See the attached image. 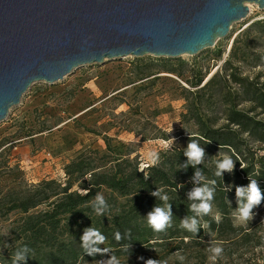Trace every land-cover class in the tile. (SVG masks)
<instances>
[{
  "label": "rangeland",
  "instance_id": "374dc122",
  "mask_svg": "<svg viewBox=\"0 0 264 264\" xmlns=\"http://www.w3.org/2000/svg\"><path fill=\"white\" fill-rule=\"evenodd\" d=\"M247 6L246 18L233 23L227 36L194 56H127L78 68L52 85L32 84L18 105L11 107L0 121V193L13 188L27 190L49 180L63 185L64 167L81 156H90L100 169L122 159L136 164L142 171L146 164L155 165L164 153L174 148L190 152L192 143L202 150L199 161L211 160L224 173L238 171L242 165L235 166L232 151L187 139L197 137V130L191 122L181 119L185 113L181 91L189 90V82L198 77L207 79L216 74L215 83L225 88L227 98L215 101L209 98L210 91L204 95L206 113L214 119V127L226 123L225 100L239 104L237 109H248V104L238 103L241 99L238 86L230 83L228 76L234 73L259 86L264 84V66H254L255 56L264 61V38L254 31L239 34L249 24L264 21V10L253 4ZM251 115L264 121V114L256 111ZM257 147L260 146H248L249 150H244L247 161ZM149 153H155V163L148 159ZM225 160H231V170L219 167ZM75 191L83 193L77 185L70 190ZM95 201L103 202L99 212L108 218L117 213L125 200L102 189ZM230 212L235 233L231 234L224 225L220 237L206 235L200 247L169 255L163 252V258H160L163 253L150 250L139 261L118 258L90 264H116V261L146 264L149 259L161 264H264V207L250 211L244 221L239 211ZM18 218L15 214L1 216L0 212V254H5L11 246ZM242 233L250 234L252 242L236 247L225 241ZM255 241L259 242L258 246H254ZM217 247L221 248L219 254L213 251ZM202 258V263L198 262Z\"/></svg>",
  "mask_w": 264,
  "mask_h": 264
},
{
  "label": "trees",
  "instance_id": "16d2710c",
  "mask_svg": "<svg viewBox=\"0 0 264 264\" xmlns=\"http://www.w3.org/2000/svg\"><path fill=\"white\" fill-rule=\"evenodd\" d=\"M252 31L264 38V21L249 24L239 34ZM254 62V66H264L258 56ZM228 76L230 83L238 86V103L248 104V109H237L239 104L225 100L226 123L214 127V119L206 113L204 95L210 91L209 98L215 101L227 97L213 74L206 82V76L198 77L189 82V90L182 89L185 113L181 119L191 122L197 130V137L187 139L232 151L235 166L242 165L238 171L224 173L215 162H197L190 159L187 150L177 148L164 153L155 165L146 164L142 171L122 159L100 169L90 156H81L64 167L63 185L49 180L27 190L13 188L0 193L1 216H19L12 244L5 254H0V264H13L16 253L26 257L16 264H90L118 258L132 262L143 260L150 250L169 255L200 247L206 235L220 237L224 225L231 234L235 233L230 211L241 213L248 204L251 184L258 187L261 200L250 211L264 207V121L251 115L256 111L264 114V84L259 86L234 73ZM256 145L260 147L247 161L244 150ZM74 185L83 193L70 192ZM102 189L125 200L108 218L99 212L103 202L95 201ZM197 190L202 192L200 197L194 195ZM202 204L209 206L207 212L201 209ZM157 210L168 217L160 230L148 223L150 214ZM225 241L239 247L252 239L250 234L242 233ZM258 245L255 241L254 246ZM164 256L163 253L160 258Z\"/></svg>",
  "mask_w": 264,
  "mask_h": 264
},
{
  "label": "water",
  "instance_id": "95a60500",
  "mask_svg": "<svg viewBox=\"0 0 264 264\" xmlns=\"http://www.w3.org/2000/svg\"><path fill=\"white\" fill-rule=\"evenodd\" d=\"M248 4L264 10V0H0V121L32 84L86 65L212 48Z\"/></svg>",
  "mask_w": 264,
  "mask_h": 264
},
{
  "label": "clouds",
  "instance_id": "9594fccd",
  "mask_svg": "<svg viewBox=\"0 0 264 264\" xmlns=\"http://www.w3.org/2000/svg\"><path fill=\"white\" fill-rule=\"evenodd\" d=\"M189 148H190V152H188L187 155H189L190 159H193V160H196L197 162H199V160L203 154L202 150L199 149L195 143L190 144ZM148 159L152 163H155V153H149ZM146 166L147 165H145V167ZM219 167L221 169L231 170L233 168V164H232L231 160H225L222 164L219 165ZM237 194L238 195L241 194L239 189L237 190ZM194 195L197 197H200L202 195L201 190H197L194 193ZM260 200H261V193H260L258 187L256 186V184L253 183L250 185V189H249L248 204L241 209V220L242 221L247 220L249 218L250 209L252 208L253 205L258 204L260 202ZM200 207L203 211L207 212L209 206L207 204H202ZM216 219H217V221H219L220 217L217 216ZM167 220H168V217L163 212H161L160 210H157L155 214H150L148 223L153 229L160 230L165 226V223L167 222ZM85 239H87V237H85ZM213 251L216 252L217 254H219L221 252V248L217 247V248L213 249ZM25 259H26L25 256H23L19 253H16L13 256V264H16L17 260H25ZM213 259H214V257H213ZM116 264H120V262L116 261ZM146 264H161V262L149 259L146 261Z\"/></svg>",
  "mask_w": 264,
  "mask_h": 264
}]
</instances>
